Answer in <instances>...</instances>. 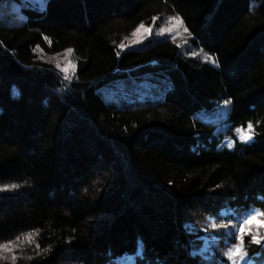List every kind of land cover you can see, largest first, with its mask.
<instances>
[{
    "label": "trees",
    "instance_id": "trees-1",
    "mask_svg": "<svg viewBox=\"0 0 264 264\" xmlns=\"http://www.w3.org/2000/svg\"><path fill=\"white\" fill-rule=\"evenodd\" d=\"M14 1L20 16L0 9V264H202L186 223L264 209V0ZM165 14L185 43L120 48ZM38 47L72 48L75 75Z\"/></svg>",
    "mask_w": 264,
    "mask_h": 264
},
{
    "label": "rangeland",
    "instance_id": "rangeland-1",
    "mask_svg": "<svg viewBox=\"0 0 264 264\" xmlns=\"http://www.w3.org/2000/svg\"><path fill=\"white\" fill-rule=\"evenodd\" d=\"M23 2L33 5L39 8H44L45 7V0H23ZM0 9L2 10V14L5 16V14H11L14 15L17 13L19 16L21 15L20 12V4L14 0L8 2H3L0 4ZM170 16H176V15H171V14H165L162 18L160 17L159 19L155 20L153 24L146 25L143 24L145 28H151L152 32L150 36H143V29L140 30L139 33H136V29L140 26H138L129 36H127L121 44L126 45V46H132V47H125L122 50L128 49V48H133V47H138L142 45L143 43L151 40V39H156V38H161L165 36H170L173 39H177L181 44L185 43V33H184V27L183 23L182 25H176L175 22H169V17ZM19 19V18H18ZM12 20V19H11ZM161 28H166L169 29L170 31H166L164 35H157L159 33ZM134 33H136L134 35ZM142 40V43L136 44L133 46V42L135 40ZM71 49V52H68V50ZM36 52L40 58V60L49 62L54 65V67L60 71L61 75L64 77H73L77 71V58L74 54V50L72 48L65 49L64 51L53 53V54H47L42 48H37ZM209 60H212V58L207 57ZM59 65V67H58ZM116 86V89H105L106 94H113L114 92H122L124 91L123 86L121 85H113ZM140 101H143L140 99ZM223 107V112L221 113L220 110L216 113L217 116H223L228 112V105L223 106V104L220 106ZM219 107V109H220ZM213 114L215 112L210 113V118H213ZM215 118H218V117ZM244 136H249V134H246ZM256 210L259 209H253L251 210L247 216ZM264 212L263 210H260ZM246 216V217H247ZM239 217H234L232 213L223 211L221 216L215 217V216H209L205 220L197 223H190L193 225L192 233H195L196 230H198L200 233L197 235V242L198 246L194 248V251L196 253H199V255L202 257L201 262L202 264H215V261L218 259H221L223 257V252L227 250L228 247H231L233 243H235V240L233 237L228 236L227 233L229 231H233L232 225L236 226V230H238L239 224L242 222V219L239 220ZM264 219V218H261ZM212 223H216L217 225H222L226 224L229 225V228L227 229H213L211 227ZM198 226V229L195 227ZM253 232L255 233L256 231V224L251 225ZM207 229V231H202L203 229ZM260 233L264 234V227L260 228ZM250 237L246 236L245 237V246L250 248ZM7 244L8 247L5 248L3 245ZM12 243L11 242H5L0 245V252L1 253H7V252H12ZM263 246V245H262ZM205 248H207V252H205ZM249 251V250H248ZM262 256L260 253L259 254H252L249 253V257L252 258V264H261L262 261ZM207 257V259L205 258ZM264 264V263H263Z\"/></svg>",
    "mask_w": 264,
    "mask_h": 264
},
{
    "label": "snow or ice",
    "instance_id": "snow-or-ice-1",
    "mask_svg": "<svg viewBox=\"0 0 264 264\" xmlns=\"http://www.w3.org/2000/svg\"><path fill=\"white\" fill-rule=\"evenodd\" d=\"M154 20L159 19L158 17H154ZM169 22H175L176 25H182L183 21L181 20V17L176 15V16H170L169 18ZM143 29V33L142 35L147 37L151 35V28H145L143 24L140 25V27H138L136 29V33H139L140 30ZM166 31H170L169 29L166 28H161L159 33H157V35H164ZM134 33V35L136 34ZM142 43V40H135L133 42V46L136 44H140ZM125 47H132V46H126L121 44L120 48L124 49ZM72 50L69 49L68 52H71ZM121 52L117 51L116 52V56L120 57ZM213 63H215V61L213 60ZM59 67V65H58ZM65 79H71V77H65ZM103 84V81H100L99 83H97L96 85H94L96 88H100V86ZM230 103L229 100H225L223 101V106H227ZM220 112H223V107H220ZM249 130L251 131L252 129V125L249 124ZM237 131L239 132L240 129H237ZM240 139L243 142H248L251 141L253 139V135H249V136H241ZM234 146V142H229L227 147L228 148H232ZM18 185H11V188L15 189L18 188ZM8 188H2L0 189V191H7ZM264 212L260 211V210H256L255 212L249 214L247 217H245L242 222L239 224L238 230H236V226L232 225V229L233 231H229L227 233L228 236H231L234 238L235 243H233L231 245V247H228L226 251L223 252V257L221 259H218L215 261V264H252V258L249 257V251L247 249V247L245 246V237L248 236L250 237V241L251 244H254L256 246H262L264 245V234L260 233V228L264 227ZM256 224V231L255 233L253 232V229L251 227V225ZM185 229H187L189 232L192 231L193 229V225L190 223H186L184 225ZM211 227L215 230V229H227L229 228V225L226 224H222V225H217L216 223H212ZM202 231H207V229H203ZM3 247L7 248L8 245L5 244L3 245ZM207 248H205V252H207ZM192 256H197V253L195 251H193L191 253ZM207 259V257H205Z\"/></svg>",
    "mask_w": 264,
    "mask_h": 264
}]
</instances>
